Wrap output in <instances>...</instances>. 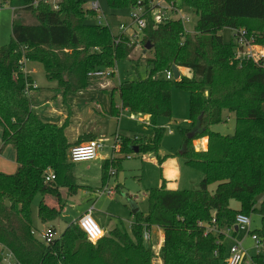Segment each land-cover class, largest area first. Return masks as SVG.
Here are the masks:
<instances>
[{
    "label": "trees",
    "instance_id": "trees-1",
    "mask_svg": "<svg viewBox=\"0 0 264 264\" xmlns=\"http://www.w3.org/2000/svg\"><path fill=\"white\" fill-rule=\"evenodd\" d=\"M23 1V10L32 14L35 23L14 18L12 41L0 47V126L4 144L17 152L19 166L15 174L0 173V243L21 264H154L157 258L163 264H222L227 256L225 233H237L239 214L259 215L264 224V58L258 62L238 58L236 42L226 43L222 32L232 29L235 38V32L246 29L255 44L264 47V0H181L180 8L199 16L194 33H187L181 20L156 25L151 17L154 0H106L112 10L142 2L146 28L141 44L151 46L147 52L152 54L146 58L151 67L147 77L113 90L123 109L149 116L152 138L120 136V151L127 156L152 154L162 168L168 159L159 154L166 130L157 121L172 117V88L177 86L190 95L192 128L182 131V156L203 179L195 190L173 191L163 177L162 186L148 193L149 213L133 214L131 234L116 228L95 245L77 223L50 244L34 235V199L62 198L63 190L72 195L77 184L67 159L71 145L65 128L44 122L34 111L25 94L33 79L23 67L25 62L41 64L64 95L75 94L94 86L91 73L129 60L139 43L114 35L109 26L89 24L97 13L85 9L84 0H60L58 10L44 0ZM173 66L190 71L191 77L167 80L164 72ZM225 112L235 117L234 135L211 130L224 122ZM191 132L195 134L189 139ZM206 138L207 148L197 150L193 143ZM113 164L103 162L105 182ZM48 169L55 173V181L46 182ZM214 184L217 188L211 193ZM231 201L239 202L240 209H233ZM39 217L46 223L59 213L41 206ZM213 220L218 231L207 232ZM153 227L164 233L159 254L146 246L143 237ZM253 233L264 243V228ZM253 260L264 264V254Z\"/></svg>",
    "mask_w": 264,
    "mask_h": 264
},
{
    "label": "rangeland",
    "instance_id": "rangeland-1",
    "mask_svg": "<svg viewBox=\"0 0 264 264\" xmlns=\"http://www.w3.org/2000/svg\"><path fill=\"white\" fill-rule=\"evenodd\" d=\"M84 1L86 2L84 4L85 9H90L92 4L96 2L101 6L99 15L89 19V24L109 26L114 35H119L122 24L131 25L132 23L130 18L131 8L112 10L106 0ZM159 2L160 0H156V3ZM161 5L166 6L164 3H161ZM24 7L25 3L23 0H11L0 4V47L8 46L12 41V22L14 18H17L23 24L35 23L32 14L25 12L23 10ZM183 7L180 8L182 11L175 19L187 16L189 22L184 23L185 30L187 33H194L199 16L192 10ZM222 35L226 43L235 41L232 29H225ZM140 40L139 38V42H137L139 44L130 59L119 61L113 68L115 69L113 77L94 78L93 87L77 93L73 106L77 109L85 124H91L93 133L98 136V140L103 143L104 148L98 151L99 158L97 160L72 164L68 159V153L72 147L70 146L67 151V159L68 163L71 164L70 169L76 179L77 189L72 195H69L67 190H64L61 198L64 209L62 208L59 217L55 221L46 223L41 221L39 208L44 202V197L38 195L34 199L31 207V218L34 235L39 241H43V236L47 234L52 226L56 228L57 235L60 236L69 225L76 222L90 210L94 221L107 235L116 228L131 234L132 225L135 223L132 203H136L142 215L145 216L149 213L148 193L162 186L164 169L152 160L149 154H131L127 156L120 150H116L115 147L118 134L119 137L122 134L129 137L137 136L138 138L142 136L147 139V137H152V129L145 127L149 122L141 114L121 110L120 116L117 117L111 113L112 101L116 106L120 104V97L113 90L125 82L137 81L147 77L151 68L147 64L146 58L152 57V54L147 52L149 50L143 47ZM138 60L139 65L136 64ZM25 69L30 71V75L38 87L35 90L37 96L34 97L33 94L31 97L29 96L31 106L33 109L37 107L39 111L36 112L42 115L43 111L49 109V103L54 100L53 97L61 93V90L57 81L47 78L41 64L26 62ZM180 72L182 76L189 75L188 70L181 69ZM174 81L177 80L175 78L171 80V82ZM189 97L188 92L173 86L172 117H161L157 121L158 126L166 130L161 144V152L179 164L181 174L177 183L180 191L197 189L203 179V174L199 170L188 166L181 155L184 146L182 131L189 130L192 127L189 116ZM262 108L264 110V104ZM223 119L224 122L212 126L211 130L224 136L234 135L236 128L235 117L225 112ZM148 120L150 121V119ZM66 137L70 139L68 143L74 141L71 135ZM73 137H75V134ZM202 142L203 140L193 143L197 150H203ZM10 145L5 152L12 149L13 146ZM104 157L110 158V162L114 163L109 169L110 175L111 171L116 173L115 176L109 177V181H106V183L103 180V161L101 160ZM106 186L107 189L115 190L116 194L114 196L96 195L97 191H103ZM216 188L217 184L211 185L209 191L214 193ZM231 207L239 210L240 203L231 201ZM251 222L252 231L264 228L262 218L259 215H252ZM151 232L154 239L153 243L156 244L160 238V230L157 227H153ZM230 234L232 233L227 231L225 233L227 237ZM235 235L234 239L228 237L225 240L227 248L232 244L242 243L249 256L254 257L257 255L255 243L247 232L238 231ZM149 245V243H146V246ZM222 264H225V262Z\"/></svg>",
    "mask_w": 264,
    "mask_h": 264
},
{
    "label": "built area",
    "instance_id": "built-area-1",
    "mask_svg": "<svg viewBox=\"0 0 264 264\" xmlns=\"http://www.w3.org/2000/svg\"><path fill=\"white\" fill-rule=\"evenodd\" d=\"M4 2V0H0V4ZM45 3L52 5L54 10L59 9L60 0H44ZM142 2H138L137 6L131 7V25L122 24L120 27L121 33L120 36L128 37L133 42H139V38L142 40L143 38V30L146 28V19H145V8L141 4ZM161 3L166 4V6H162ZM181 0H160L159 3H156L154 0L151 3V17L156 25H160L164 22H168L170 20H181L184 24L185 22H189V18L187 16H182L180 19H175L177 15L182 11L180 9ZM90 10H93L99 15L101 11V6L98 2L93 3ZM135 26V29H134ZM235 42L238 46L237 57L240 59L246 60H254L255 62L260 61L264 58L263 52L257 48L255 44V37L250 34L246 29H241L235 32ZM142 35V36H141ZM141 36V37H140ZM140 40V41H141ZM26 62L24 63V73L28 75L26 72ZM115 75V69H107V70H99L94 73H91L89 76L93 78H110ZM164 76L167 80L171 81L174 79L173 68L166 69L164 72ZM37 85L33 82L30 85H27L25 94L29 98L33 94L35 90H37ZM120 137L117 136L116 139V150H120ZM104 145L99 140H91L85 144H79L70 148L68 153V159L71 163L77 164L82 162H91L98 159V151L103 149ZM116 173L111 171V176H115ZM46 182H52L56 180V175L52 169H48L45 174ZM116 194L115 190L107 189V186L103 189V191H97L96 195L102 196H114ZM80 229L84 232L87 237V240L96 244L100 239L105 236V232L100 228V226L94 221L91 216V210L87 212L85 215L80 217L77 221ZM251 217L246 216L244 214H239L236 218V226L238 231L247 232V234L251 237L253 242L255 243V249L257 250V255L264 254V243L261 239L254 234L251 230ZM152 229H147L144 232V241L149 243L152 240ZM207 232L216 233V221L213 220L212 225H207ZM228 232H231L228 230ZM57 233L55 230L50 228L45 236H43V241L46 244L52 243L55 239L58 238L56 236ZM217 254V253H216ZM0 264H21L18 259L15 257L13 252L8 249L6 246L0 243ZM225 264H256L253 260V257L249 256L245 248L242 244L235 243L227 250V256L224 258Z\"/></svg>",
    "mask_w": 264,
    "mask_h": 264
},
{
    "label": "crops",
    "instance_id": "crops-1",
    "mask_svg": "<svg viewBox=\"0 0 264 264\" xmlns=\"http://www.w3.org/2000/svg\"><path fill=\"white\" fill-rule=\"evenodd\" d=\"M257 48L260 49L264 54V47L257 46ZM179 70L181 71V69H179ZM27 72H28V75L31 76L30 71L27 70ZM190 76H191V73L189 71L188 77H190ZM33 82L35 83L34 80H33ZM78 93H80V92H78ZM33 95L35 97V96H37V93L34 91ZM77 95H78L77 93L64 95L61 91V93H59L57 96L53 97L54 100L51 103H49V109L43 111L42 115L37 113L39 115V117L44 122L56 124L59 127H64L66 136L71 135L72 140H74L73 142H69V144L72 147L79 145V144L87 143L88 141H90L89 139L98 140V136L93 133V128H92L91 124H85V121L83 120V118L81 116H79L77 109L74 108V106H73V104L75 103ZM121 110H123L124 112H129L127 109L122 108L121 101H120V104L117 105L115 107V109L111 108V113L113 115L119 117L121 114V112H120ZM34 111H39V109L37 107H35ZM142 117L145 118L149 122V120H148V119H150L149 116L142 115ZM148 125H149V123H148ZM148 125H146L145 127H149ZM3 132H4L3 128L0 126V173L11 175V174H15L18 170V167H19L18 163H17V152L13 147L10 151L8 150L7 152H5V150H7V147L9 145L4 144ZM74 134H75V137H73ZM118 136H119V134H118ZM120 136L123 137L125 135L121 134ZM126 137H129V136H126ZM135 137H137V136H135ZM135 137H130V138H135ZM141 138H143V137L141 136ZM151 138L152 137H150V138L147 137L148 140H150ZM68 140H70V139H68ZM202 144H203V149L205 150L207 148L208 139L207 138L203 139ZM10 146H12V145H10ZM159 154H160L161 158L165 157V155H163V153L161 152V149H160ZM134 155H136V154H134ZM181 155H183V150H182ZM149 156H151L152 160H154L156 163H158V161L154 155L149 154ZM98 158H99V156H98ZM101 160L104 162L106 160H110V158L107 159L104 157V158H101ZM162 169H164V177L167 181L166 182L167 189L173 190V191L179 190L178 183H177L178 179L180 177V174H181L179 164L175 160H173V159L171 160L170 158H168V160H166L163 163ZM197 187H199V185ZM63 192H64V190H63ZM62 204H63V202H62L61 198L46 195V196H44V202L41 204V206L46 208L48 211H50L52 213H59V215H60L62 208H63ZM77 221L74 223H77ZM51 228H54L56 233H57V230L54 226H52ZM158 229L160 230V238H159L158 242L156 244H154L153 243L154 239L152 237V240L149 242L150 245L148 246V247H151L154 250V252H156V254H159V251H160L162 244H163V241H164V233L160 228H158ZM106 235H107V233L105 232V236ZM235 236L236 235L233 236L232 234H230V236H228V237L234 239ZM228 237H226V239ZM224 243H225V241H224ZM242 246H243V244H242ZM229 248H227V250ZM247 253H248V251H247ZM248 255H249V253H248ZM154 264H163V263H162L161 259L157 258L155 260Z\"/></svg>",
    "mask_w": 264,
    "mask_h": 264
},
{
    "label": "water",
    "instance_id": "water-1",
    "mask_svg": "<svg viewBox=\"0 0 264 264\" xmlns=\"http://www.w3.org/2000/svg\"><path fill=\"white\" fill-rule=\"evenodd\" d=\"M146 50H150L151 49V46H147L145 48ZM173 72H174V78L175 80H179L180 77H181V73H180V70L177 66H173ZM195 132H191L189 135H188V138L189 139H192L193 136H194ZM6 204L9 206V201L6 202ZM132 210H133V213H138L139 212V209H138V206L136 205V203H132ZM236 231L238 232V228L236 227Z\"/></svg>",
    "mask_w": 264,
    "mask_h": 264
}]
</instances>
